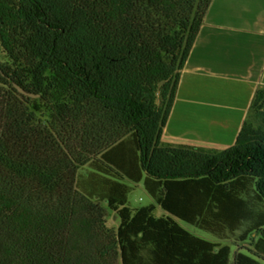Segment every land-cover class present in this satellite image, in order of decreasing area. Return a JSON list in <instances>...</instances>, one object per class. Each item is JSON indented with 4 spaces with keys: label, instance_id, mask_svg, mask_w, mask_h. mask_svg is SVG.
<instances>
[{
    "label": "trees",
    "instance_id": "1",
    "mask_svg": "<svg viewBox=\"0 0 264 264\" xmlns=\"http://www.w3.org/2000/svg\"><path fill=\"white\" fill-rule=\"evenodd\" d=\"M213 1L0 0V264H264V88L231 147L163 142Z\"/></svg>",
    "mask_w": 264,
    "mask_h": 264
},
{
    "label": "crops",
    "instance_id": "2",
    "mask_svg": "<svg viewBox=\"0 0 264 264\" xmlns=\"http://www.w3.org/2000/svg\"><path fill=\"white\" fill-rule=\"evenodd\" d=\"M205 70L219 75L228 91L220 99L209 91L204 93L207 98L196 96L195 105L213 98L209 108L215 115L210 133L198 134V139L214 146L206 148L223 150L222 145H234L245 120L254 117L256 92L264 88V0L213 1L180 78Z\"/></svg>",
    "mask_w": 264,
    "mask_h": 264
},
{
    "label": "rangeland",
    "instance_id": "3",
    "mask_svg": "<svg viewBox=\"0 0 264 264\" xmlns=\"http://www.w3.org/2000/svg\"><path fill=\"white\" fill-rule=\"evenodd\" d=\"M219 3L222 2L219 1ZM4 61H6V56L0 50V62ZM216 76L211 74L208 75L207 70L195 72L194 74L187 76H181L179 87V90L181 89V95L178 94L177 96L176 107L172 112L171 120L163 137L164 143H185L195 146L214 147L212 145H207L201 142L202 140L198 139V134L206 135L208 132L210 133L208 126L214 125V123H212V118L215 117V115L212 114L213 112H211V109L209 108V105L212 104L211 100L213 98H208L209 101H202L203 103L201 100H197L200 102L198 105L193 103L196 101L195 98L197 95L202 97L207 91L211 93L209 96L212 97H215V94H219V99L221 97L220 93L225 90L228 91V88L224 86L223 81L221 79L219 80V75ZM205 98H207L206 95ZM222 146L223 147L220 148L225 149L228 147V145ZM128 184L133 186V191L130 195V205L132 208L150 206L152 204L157 205L155 199L148 193L143 183L135 185L131 181H128ZM155 215L157 217H163L166 215V212L157 205ZM108 225L111 228L115 227V219L110 218ZM183 225L202 238L216 243H221L223 245L232 246L233 253H237L239 251L247 252L248 249L252 247L250 241H241L238 236H232L227 240H220L211 233L197 229L196 227L185 223H183Z\"/></svg>",
    "mask_w": 264,
    "mask_h": 264
},
{
    "label": "water",
    "instance_id": "4",
    "mask_svg": "<svg viewBox=\"0 0 264 264\" xmlns=\"http://www.w3.org/2000/svg\"><path fill=\"white\" fill-rule=\"evenodd\" d=\"M21 90H23V89H21Z\"/></svg>",
    "mask_w": 264,
    "mask_h": 264
}]
</instances>
